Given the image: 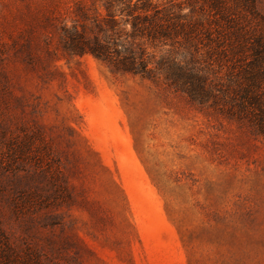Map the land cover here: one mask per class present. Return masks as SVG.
Instances as JSON below:
<instances>
[{"label":"rangeland","instance_id":"1","mask_svg":"<svg viewBox=\"0 0 264 264\" xmlns=\"http://www.w3.org/2000/svg\"><path fill=\"white\" fill-rule=\"evenodd\" d=\"M96 1L0 0V264H264L259 125L62 57L59 28ZM154 2L189 33L180 60L222 68L224 89L247 83L249 52L215 0Z\"/></svg>","mask_w":264,"mask_h":264},{"label":"trees","instance_id":"2","mask_svg":"<svg viewBox=\"0 0 264 264\" xmlns=\"http://www.w3.org/2000/svg\"><path fill=\"white\" fill-rule=\"evenodd\" d=\"M96 2L90 7L78 5L72 26L64 24L59 28L62 57L92 55L116 74L141 76L158 87L182 93L198 106L205 105L208 99L212 101L210 108L221 102L230 104L239 122L249 119L251 125H259L264 136V0H234L239 5L236 7L226 4L227 0L214 2L218 14L234 24L240 52H249L251 58L247 83L238 81V89L232 88V82L224 89L222 68L208 77L193 54L190 61L186 56L180 60L179 38L189 33L171 5L161 7L154 0H104L101 5ZM250 18L262 23L260 32L251 26ZM0 244L10 248L1 227ZM2 255L7 259L11 253Z\"/></svg>","mask_w":264,"mask_h":264}]
</instances>
